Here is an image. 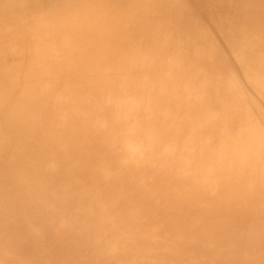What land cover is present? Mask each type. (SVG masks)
<instances>
[{"label":"bare ground","instance_id":"1","mask_svg":"<svg viewBox=\"0 0 264 264\" xmlns=\"http://www.w3.org/2000/svg\"><path fill=\"white\" fill-rule=\"evenodd\" d=\"M0 264H264V0H0Z\"/></svg>","mask_w":264,"mask_h":264},{"label":"rangeland","instance_id":"2","mask_svg":"<svg viewBox=\"0 0 264 264\" xmlns=\"http://www.w3.org/2000/svg\"><path fill=\"white\" fill-rule=\"evenodd\" d=\"M206 27L209 28V29H211V30L214 29V26L212 25L211 22H207L206 23ZM219 38H220L219 36H214L213 37V41H216L218 47H220V49H223V52L222 53L224 54L225 58L227 60L232 61V58H231L232 56H230L228 54V51L226 49V44H224ZM252 109H254V108H252Z\"/></svg>","mask_w":264,"mask_h":264}]
</instances>
